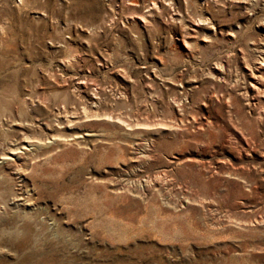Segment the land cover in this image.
Returning <instances> with one entry per match:
<instances>
[{"label":"rangeland","instance_id":"1","mask_svg":"<svg viewBox=\"0 0 264 264\" xmlns=\"http://www.w3.org/2000/svg\"><path fill=\"white\" fill-rule=\"evenodd\" d=\"M154 2L0 0V264H264V0Z\"/></svg>","mask_w":264,"mask_h":264},{"label":"bare ground","instance_id":"2","mask_svg":"<svg viewBox=\"0 0 264 264\" xmlns=\"http://www.w3.org/2000/svg\"><path fill=\"white\" fill-rule=\"evenodd\" d=\"M16 1H20V0H16ZM148 1V4L150 3V5L151 6H153V5H155L154 3V0H147ZM149 8V7H148ZM151 8V7H150ZM147 11H149V9L147 10ZM146 11V12H147ZM147 13H149V12H147ZM204 21H205V19H204ZM261 72H259L258 74H256V75H251V77H255V78H258V77H260L261 76Z\"/></svg>","mask_w":264,"mask_h":264}]
</instances>
